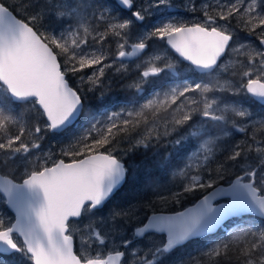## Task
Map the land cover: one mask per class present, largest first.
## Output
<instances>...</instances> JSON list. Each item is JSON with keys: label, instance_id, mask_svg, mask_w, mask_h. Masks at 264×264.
Masks as SVG:
<instances>
[{"label": "snow or ice", "instance_id": "6c2138e0", "mask_svg": "<svg viewBox=\"0 0 264 264\" xmlns=\"http://www.w3.org/2000/svg\"><path fill=\"white\" fill-rule=\"evenodd\" d=\"M118 3L130 18L106 0H0V197L14 213L0 215V257L264 264V116L245 107L249 98L264 104V0H188L185 10L201 14L191 20L161 12L171 0ZM238 29L259 46H233ZM154 40L164 47L149 52ZM114 76L132 92L118 111L105 102ZM161 111L170 117L158 120ZM49 134L69 143L45 148ZM168 145L184 152L182 166L142 182L151 166L169 167L171 153L159 151ZM141 147L157 150L138 159ZM197 191L191 207L165 212Z\"/></svg>", "mask_w": 264, "mask_h": 264}, {"label": "trees", "instance_id": "16d2710c", "mask_svg": "<svg viewBox=\"0 0 264 264\" xmlns=\"http://www.w3.org/2000/svg\"><path fill=\"white\" fill-rule=\"evenodd\" d=\"M106 2L110 3L112 5V9H113V15H119L122 19L124 18H129V12H125L120 10L113 1L111 0H106ZM49 30H52L51 27H49ZM111 47V51L114 54L115 49L114 46L115 44L113 43V39H109L107 44L104 45L105 48ZM90 71V70H89ZM228 76L225 75L224 79H227ZM114 83L113 86L111 87L110 91L107 94V98H106V103L107 102H114L113 103V109L114 111H118L119 110V106L123 105L125 103V98L129 97L132 95V92L129 91L128 89H126L123 84L124 83H128L129 81H124L123 83L120 82V77L119 76H114ZM70 83L71 82V78H70ZM149 89L146 90V92ZM145 92V93H146ZM99 96V93H95V95L93 94H89L88 96V103L94 105V106H99L100 102L98 101L97 97ZM251 100V99H250ZM245 107H248L251 112L253 113L254 116H264L261 114V112L264 114V109L258 105L252 104L250 102H245ZM166 112L165 111H161L158 116L157 119L158 120H164L166 119L164 116ZM145 115L148 117L149 120L152 119V113L151 112H146ZM242 134H236V138H241ZM227 139V138H226ZM69 143V138L67 136H52L51 134H49L47 136V138L44 141V146L45 148H47L49 145L52 146V149H55L54 152H59L61 147H65L67 144ZM121 148H125L127 147V144H122L120 145ZM157 149L155 148H150L148 150H142L141 148L136 150V157L142 158L145 154V152H147V155L149 157H152L153 152H155ZM159 151L161 152V155L166 156L167 154L171 153V157H170V161H169V167L168 168H164L161 166H151L150 167V171L152 173L151 176H142L141 180L142 182H146L148 180H155L157 178H160L161 180H163L164 178H171L170 177V173L172 168H175L177 166H182V163L185 159V155L184 152L182 150H177L176 147L172 146V145H168L165 147H160ZM205 194V193H204ZM128 195V188L127 186L125 187L124 190H122V192L119 194V196L117 197V201H119L120 197L126 196ZM202 196V193H200L199 191L193 193V194H189L186 198H184L182 200L181 204H173L170 205L168 208L165 209V212H177L180 211L182 209H184L185 207L192 205L197 199H199ZM111 204L108 205V207H110ZM4 207V206H3ZM5 208V207H4ZM6 210V208H5ZM107 210V208L105 209V211ZM247 218V217H246ZM257 222L259 223V219H257ZM230 224L227 223L224 225V228L220 229L219 232L220 234H224L225 232V226L227 227ZM187 250H189V252H192L193 254H195L196 252V247L195 246H191L189 247ZM187 253L182 251V252H178L176 254H174L173 258H177V257H183L185 256Z\"/></svg>", "mask_w": 264, "mask_h": 264}, {"label": "rangeland", "instance_id": "374dc122", "mask_svg": "<svg viewBox=\"0 0 264 264\" xmlns=\"http://www.w3.org/2000/svg\"><path fill=\"white\" fill-rule=\"evenodd\" d=\"M177 1V0H176ZM202 2V0H195V3L197 4V7H199V5H200V3ZM136 3L137 4H139L140 3V0H136ZM171 3H172V1H171ZM188 4V0H182V2L180 3V5H181V7L182 8H180L177 4H175V3H172V5H173V7H176L177 8V10H179L181 13L180 14H175V15H177V16H182L183 15V13H191V12H189V11H186L185 10V6ZM172 8V7H171ZM171 8H169V9H167V10H165V9H163V8H161V12H165V11H167V12H169V13H174V12H172V11H170V9ZM174 15V14H173ZM130 18V17H129ZM161 17H160V14L159 13H157L155 16H152V17H148L147 19H146V21H145V23L146 24H148L149 25V28L152 26V24H154V23H156L159 19H160ZM135 23V29H140V28H142V25H140L139 24V22H134ZM49 30V29H48ZM49 31H52V30H49ZM236 46V45H235ZM164 47V42H160V41H152V43H151V47L149 48V52H151L153 49H162ZM114 49H115V46H114ZM168 55H169V57L172 59L173 58V56H172V54H171V52L170 51H168ZM144 57H141V59H143ZM140 61L139 60H137L136 61V63H139ZM132 67L133 68H135V64H133L132 65ZM142 70V69H141ZM88 74H90V71L88 70ZM109 75L111 76L112 75V73L111 72H109ZM138 75V73H135V72H133L132 73V75H131V79H135L136 78V76ZM76 77V79H74V82H72L71 84H73L74 86H76V82L79 80V77L78 76H75ZM70 78H73L71 75H70ZM147 89H149L146 93H144V95L145 96H150V93H151V89L150 88H147ZM211 98V97H210ZM140 103H144V100H141L140 101ZM137 107H138V105H137ZM111 110L112 111H114V109H113V107L111 108ZM261 114L262 115H264L262 112H261ZM166 116H164L165 118H169L168 117V115H171V112L170 111H168V112H166V114H165ZM261 115H258V116H254V118H259ZM141 149L142 150H144L142 147H141ZM54 150H56V148L55 149H53V151ZM118 202V201H117ZM5 205H4V203L2 202V197H0V215H2L5 219H7V218H9V217H11V215L9 214V212L7 211V210H5ZM228 229V226L226 227L225 226V231ZM75 248H76V250H77V252H78V254H79V238H76V244H75ZM188 252H189V250H187Z\"/></svg>", "mask_w": 264, "mask_h": 264}, {"label": "flooded vegetation", "instance_id": "af4514ba", "mask_svg": "<svg viewBox=\"0 0 264 264\" xmlns=\"http://www.w3.org/2000/svg\"><path fill=\"white\" fill-rule=\"evenodd\" d=\"M111 1H113L114 3H115V1L114 0H111ZM172 1V3H175V4H177L180 8H182L181 7V5H180V3L182 2V0H171ZM107 3V5L109 6V7H112V5L110 4V3H108V2H106ZM115 5L117 6V4L115 3ZM118 7V6H117ZM119 8V7H118ZM120 10H122L121 8H119ZM135 9H133V11H134ZM170 11H172V12H174L173 14L175 15V14H180L181 12L179 11V10H177V8L176 7H172L171 9H170ZM200 12H196V13H183V15L181 16V17H183L184 19H187V20H191L194 16L195 17H197V18H200ZM128 17H130V13H129V15H128ZM249 41H251V42H253V43H256L257 44V46H259L258 45V41L256 40V37L254 36V35H251V34H249V33H247V32H245V31H243V30H237V36H236V38H235V43H234V45L233 46H235L236 44H239V43H246V42H249ZM171 52V51H170ZM172 54V53H171ZM172 56H173V58L172 59H175V55H173L172 54ZM193 78H196V77H193ZM74 79H76V77H73V78H71V81L72 82H74ZM223 79H224V77H223ZM205 83H207L208 82V80L207 79H205V81H204ZM176 83H179V81H176ZM73 85V84H72ZM74 86V85H73ZM246 102H250V103H252V104H255V105H258V106H260V107H262L263 109H264V106H261V105H259L258 103H256L255 101H252V100H250V99H247L246 100ZM167 117V116H166ZM168 117H170V115H168ZM12 217V216H11ZM75 250H76V248H75ZM121 250H123V249H121ZM77 254H78V252H77ZM0 259H2L4 262H5V264H17V257H13V256H4V257H0Z\"/></svg>", "mask_w": 264, "mask_h": 264}, {"label": "water", "instance_id": "95a60500", "mask_svg": "<svg viewBox=\"0 0 264 264\" xmlns=\"http://www.w3.org/2000/svg\"><path fill=\"white\" fill-rule=\"evenodd\" d=\"M114 1H115V3L117 4V6H118L119 8H121V9H123V10H127V9L123 8V7L118 3V0H114ZM171 51H172L173 53H175L174 50H171ZM175 55L178 56V54H176V53H175ZM252 100H253V99H252ZM253 101H255V100H253ZM255 102H256V101H255ZM256 103H258V102H256ZM258 104L261 105V106H264V104H260V103H258ZM225 186H226V185H225ZM205 194H206V193H205ZM201 197H202V196H201ZM201 197H200V198H201ZM197 200H198V199H197ZM197 200H196L195 202H197ZM218 200H225V199H224V198H218ZM195 202H194V203H195ZM227 202H228V201L225 200L224 202H221V203H227ZM194 203H193V204H194ZM193 204H192V205H193ZM192 205H190V206H188V207H191ZM5 207H6V206H5ZM6 208H7V207H6ZM186 208H187V207H186ZM7 209H8V211L14 216V213H13L9 208H7ZM182 210H183V209H182ZM182 210H180V211H182ZM229 226H230V224L228 225V227H229Z\"/></svg>", "mask_w": 264, "mask_h": 264}, {"label": "bare ground", "instance_id": "6f19581e", "mask_svg": "<svg viewBox=\"0 0 264 264\" xmlns=\"http://www.w3.org/2000/svg\"><path fill=\"white\" fill-rule=\"evenodd\" d=\"M122 11H125V12H128V10H123L122 9ZM169 51H171V50H169ZM171 53L173 54V55H175V53H173L172 51H171ZM176 56V55H175ZM177 57V56H176ZM175 57V58H176ZM250 99V98H249ZM252 100V99H251ZM253 101V100H252ZM225 200H219V202L221 203V202H224ZM190 206V205H189ZM188 207V206H187ZM6 208V207H5ZM186 208V207H185ZM6 210L8 211V209L6 208ZM9 212V211H8ZM9 214L11 215V216H13L10 212H9ZM227 223H229V222H226L225 224H227ZM229 228V227H228Z\"/></svg>", "mask_w": 264, "mask_h": 264}]
</instances>
